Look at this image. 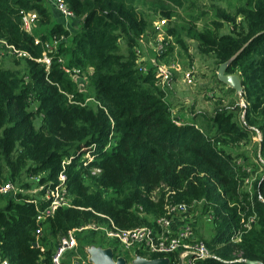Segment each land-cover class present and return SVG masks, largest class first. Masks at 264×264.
Masks as SVG:
<instances>
[{
	"label": "trees",
	"instance_id": "obj_1",
	"mask_svg": "<svg viewBox=\"0 0 264 264\" xmlns=\"http://www.w3.org/2000/svg\"><path fill=\"white\" fill-rule=\"evenodd\" d=\"M48 1L0 0V39L31 56L15 58L23 63L22 70L0 67V180L14 179L24 169L36 177L38 187L35 194H0L5 199L0 207L1 257L9 264H52L58 238L89 222L106 223L98 213L120 228H132L152 225L167 203L188 206L199 200L216 231L206 245L220 258L199 264H264V173L250 200L238 186L247 168L233 167L226 151L251 141L254 158L264 167V0L239 8L241 21L229 32L197 33L200 51L213 54L219 64L238 52L226 72L239 76L246 103L245 109L238 104L217 109L205 130L172 115L153 69L147 74L137 69L134 47L148 21L135 0H64L74 14L71 19L79 22L75 30ZM29 10L36 12L42 31L22 29L21 11ZM163 15L171 18L170 11ZM35 36L56 41L45 50L48 68L37 60L44 46L34 43ZM123 39L127 50L119 51ZM64 66L79 74L91 69L90 94L78 89ZM250 127L260 131L261 140ZM86 150L94 159L84 165ZM94 167L100 168L98 174L91 173ZM61 172L72 206L58 207L37 237V209L29 199L54 187ZM163 183L169 191L157 197ZM21 186L31 189L28 183ZM83 234L89 241L102 237L96 231L77 233L81 252ZM234 249L239 256L232 254ZM240 257L244 260L235 261Z\"/></svg>",
	"mask_w": 264,
	"mask_h": 264
},
{
	"label": "rangeland",
	"instance_id": "obj_2",
	"mask_svg": "<svg viewBox=\"0 0 264 264\" xmlns=\"http://www.w3.org/2000/svg\"><path fill=\"white\" fill-rule=\"evenodd\" d=\"M137 8L148 21L147 32L140 35L137 45L144 53L155 51L158 47L159 41L163 39L164 35L168 36L170 45L164 50V54L159 61L170 67L173 71V79L165 85L164 92L166 101L170 105L172 115L178 116L181 121H195V123L204 130L209 125L208 118L215 113L219 108H229L239 105L241 102L240 94L232 91L224 83L217 79V69L219 61L213 54H207L200 51L199 40L197 33L200 31H211L216 33H226L236 27L241 21V16L237 10L241 7H246L248 3L253 0H135ZM49 2V1H48ZM50 3V2H49ZM48 3V4H49ZM51 4V3H50ZM163 11H170L171 18L167 19L163 15ZM164 20V22H163ZM163 22V30H155V25ZM70 29L78 27V20L76 18H69L65 22ZM171 28L173 33L169 34L168 29ZM39 32L42 27L37 21L31 28ZM159 39V40H158ZM171 49L169 50V48ZM159 47L156 49L158 51ZM127 46L125 39L119 43V51H126ZM150 53V54H151ZM14 56L4 57L0 62V67L8 66L14 69H23V63L15 60ZM173 64L178 66L179 71L173 68ZM137 65V64H136ZM194 67L192 82L188 83L184 79V71ZM91 70L87 69L81 74L72 75L77 83L78 89L90 94L89 76ZM240 106V105H239ZM254 144L251 141H245L233 146H227L226 151L231 152L229 157L232 166L237 168L244 165L247 168V175L238 185L239 189L247 190L249 199L254 197V183L258 177L264 173V167L260 162L255 160ZM250 162L254 165L251 166ZM248 165V167H247ZM7 174V170H5ZM236 175V174H235ZM17 191L26 190L30 194H35L34 188L37 187L36 177L32 176L24 169L19 176L14 179H9ZM23 183H28L31 189L21 186ZM258 183V182H257ZM169 187L163 183L157 187L155 193L158 194L168 192ZM156 194V195H157ZM167 196V194H166ZM156 197V198H157ZM262 198V197H261ZM158 199V198H157ZM236 199V198H235ZM260 199V198H259ZM5 199L0 196V207L4 204ZM177 221L176 226L180 227L183 223H189L192 227L193 234L197 239L210 242V238L215 234V228L211 222V218L207 213L201 209V201H192L188 205V211L178 213L173 216ZM80 236V235H79ZM83 245L109 247L113 246L116 253L119 252L120 247L116 243L96 235L94 240L89 241L87 235H81ZM54 240V239H53ZM236 249L233 250V255L239 256ZM216 255V254H214ZM130 258L128 255H126ZM166 258L165 264H182L179 260L178 254L174 256H163ZM85 257L84 251H80V241L78 243L77 253L70 255L65 254L67 264L77 259L83 262Z\"/></svg>",
	"mask_w": 264,
	"mask_h": 264
},
{
	"label": "built area",
	"instance_id": "obj_3",
	"mask_svg": "<svg viewBox=\"0 0 264 264\" xmlns=\"http://www.w3.org/2000/svg\"><path fill=\"white\" fill-rule=\"evenodd\" d=\"M49 1H51L52 5L64 16L66 20L74 16L72 11L67 7L64 0ZM21 13L22 29L27 32H32L31 28L37 19L36 12L29 10L25 12L21 11ZM163 22L160 24L158 23V25L156 24L155 30L162 31ZM165 36L166 35H164V37ZM164 37L159 41L158 51H156L158 48L157 47L152 53H144L140 47H134L137 69L141 73L147 74L152 68L154 75L163 91L165 85L171 80V78L173 79L174 76V73L172 70H170V67L159 61L158 55L162 53L168 45H170L168 36L166 38ZM0 43V47L2 48L0 49V61L3 55H12L17 58L31 57L27 51L16 48L14 45L8 44L5 40L0 39ZM34 43L44 46L42 57L37 60L43 62L46 68H48L50 64V56L46 54L45 50L50 49L51 47L54 48L56 41H53V43L49 41L43 42L39 37L35 36ZM154 53L158 55H154ZM64 68L71 74V76L79 74L78 69H70L66 66H64ZM173 68L179 71V67L175 64H173ZM193 73V66H190L189 69L184 71V79L188 83L192 82ZM240 98L241 102L239 105L245 109L246 103L242 97V93L240 94ZM241 115L242 122L245 124V121L243 120V112ZM176 122L178 124L180 123L178 121ZM250 128L255 130L256 139L261 140L260 131L254 127ZM94 146V144H91L88 148L93 149ZM78 153L79 151L77 154ZM71 158L72 156L68 157L66 160H63L62 167H64V164L69 163ZM83 158V164L87 165L94 159V155L91 153V151L86 150L83 154ZM260 161L263 162L262 159H260ZM99 172L100 168L98 167H94L91 170L92 174H98ZM65 180L66 176L64 172H61L58 175V182L56 185H54V187H46L42 195L29 199L30 202L35 204L37 209L36 220L40 224V226H38V228L35 230L37 237H40V234L42 233L41 224H43V222L48 217H51L58 207L72 206L71 198L67 192ZM40 189H42V187H40L39 190ZM17 192L18 191L15 185L11 181L0 180L1 195L15 196ZM259 198L261 199L260 195ZM43 203L44 205H42ZM165 210L166 212L163 215L154 219L152 225H141L132 228H120L110 216L98 213L105 218L106 223L89 222L82 226L67 230L65 234L58 238L57 244L51 254V262L52 264H67V261L65 260V254L70 253V255H73L77 253V233L85 231H96L103 237L115 242L117 247H120L118 253H116L113 246H109L113 250L114 257L122 256L128 263H130L137 255L146 258H152L151 256L153 254H161L157 257H163L172 253L178 254L179 259H181L183 262L182 264H199V261L208 257H213L220 260L218 256L214 255V253L210 251L203 240L196 238L189 223H183L180 227L176 226L177 221H175L173 216L178 213H184L188 211V206L185 203H167L165 205ZM89 246V244L84 246L83 250L86 258L83 259V262L75 259L72 264H75L76 261H79L81 264H89L88 253L86 252V249ZM126 255H128L130 258H128ZM242 260L244 259L241 257L235 259V261ZM0 264H9V262L0 255Z\"/></svg>",
	"mask_w": 264,
	"mask_h": 264
},
{
	"label": "water",
	"instance_id": "obj_4",
	"mask_svg": "<svg viewBox=\"0 0 264 264\" xmlns=\"http://www.w3.org/2000/svg\"><path fill=\"white\" fill-rule=\"evenodd\" d=\"M238 53V52H237ZM235 53L229 59L220 63L216 75L217 79L224 83L226 86L232 88L236 92H242L243 87L240 81V78L235 73H228L226 69L228 65L231 63L233 58L236 56ZM88 253V262L89 264H165V257H153L146 258L140 255H137L130 263H128L124 257L117 256L114 257V253L111 247H100V246H89L86 249ZM182 263V260L179 259ZM248 264H256L260 263V261L256 260H246ZM75 264H81L79 261H76Z\"/></svg>",
	"mask_w": 264,
	"mask_h": 264
},
{
	"label": "crops",
	"instance_id": "obj_5",
	"mask_svg": "<svg viewBox=\"0 0 264 264\" xmlns=\"http://www.w3.org/2000/svg\"><path fill=\"white\" fill-rule=\"evenodd\" d=\"M50 3H51V1H50ZM51 4H52V3H51ZM90 70H91V69H90ZM34 190H38V187H35ZM34 192H36V191H34ZM39 196H40V195H39ZM39 196H38V197H39ZM84 246H85V245H83V249H84ZM83 251H84V250H83Z\"/></svg>",
	"mask_w": 264,
	"mask_h": 264
}]
</instances>
